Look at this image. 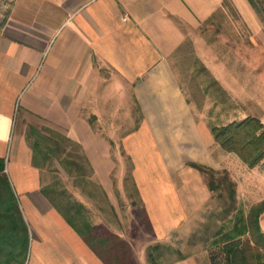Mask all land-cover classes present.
I'll return each mask as SVG.
<instances>
[{
  "label": "crops",
  "instance_id": "1",
  "mask_svg": "<svg viewBox=\"0 0 264 264\" xmlns=\"http://www.w3.org/2000/svg\"><path fill=\"white\" fill-rule=\"evenodd\" d=\"M213 19L229 30L208 42L200 30ZM189 41L233 99L246 102L235 87L264 86V23L249 0L12 1L0 22V157L11 146L6 173L30 230L25 264H106L42 192L46 163L34 162L32 127L77 143L110 199L124 154L157 241L181 237L186 226L187 241L191 217L205 215L192 200L211 190L191 163L236 182L229 220L264 199V159L251 168L225 150L192 107L177 58ZM260 224L264 231V214ZM197 250L174 264H200Z\"/></svg>",
  "mask_w": 264,
  "mask_h": 264
},
{
  "label": "trees",
  "instance_id": "2",
  "mask_svg": "<svg viewBox=\"0 0 264 264\" xmlns=\"http://www.w3.org/2000/svg\"><path fill=\"white\" fill-rule=\"evenodd\" d=\"M249 2L264 23V0H249ZM219 88L225 92L222 87ZM48 130L49 135L41 134L36 128H31V133L35 135L32 145L34 162L41 167L51 156L59 158L61 153L58 131L55 133L52 129ZM212 132L225 150L236 153L249 167H255L264 159V122L260 117L249 115L228 124L212 125ZM64 138L77 145L68 137L64 136ZM84 158L94 173L87 158ZM60 162L69 173L74 167L76 174H85L82 163L61 159ZM191 165L210 175L208 184L212 190L223 188L227 191L226 196L224 193L219 194V197L224 199L221 214L223 223L212 234L213 239L208 223V227L201 233L198 231L193 233L191 242L203 240L204 243L218 246L222 258L216 261L215 255L212 258L213 264H264V231L260 224V218L264 214V199L253 204L246 215L240 210L233 219L229 220V215L237 208L236 182L226 170L217 171L198 163ZM42 192L106 264H133L134 258L129 242L106 227L96 226L83 202L73 199L65 189L58 188L55 183L44 184ZM229 223H233V226ZM29 245V225L6 173V159L0 157V264H25ZM162 246L161 243L149 246L147 256L150 264H161L156 256H163L165 253L161 250L156 255L153 250L162 249ZM176 251L178 260L183 254L179 249Z\"/></svg>",
  "mask_w": 264,
  "mask_h": 264
},
{
  "label": "rangeland",
  "instance_id": "3",
  "mask_svg": "<svg viewBox=\"0 0 264 264\" xmlns=\"http://www.w3.org/2000/svg\"><path fill=\"white\" fill-rule=\"evenodd\" d=\"M12 1L13 0H0V22L10 9ZM215 21L213 19V21L210 20L204 23L200 30L204 36L207 37L208 42L212 40L211 38L214 35H217V31L226 32L229 30L228 25L223 23V21L219 24H217V22L215 23ZM190 45L192 47V41H189L181 50V52L185 53L184 55H181L182 53L180 54L181 56L177 55L178 60L181 62L183 61V64H180L181 66L178 74L198 117L205 119L212 127V125H224L234 120H241L245 115L250 114V112L262 110V117L260 118L264 122V86L248 88L245 91L235 87L236 93H238V90L241 93H245L246 97L244 98L246 100H244L246 102L242 103L238 98L233 99L230 94H227L226 90L225 92L220 90L219 86H222L218 81L217 83L215 82L214 76L205 66V59L204 63H201L198 58H196V55L194 53L192 54L194 50L191 51ZM225 53L226 52H224V54ZM255 99L262 100V103H254ZM240 100L242 101V99ZM17 115L18 113H16L14 120L11 145L16 134L19 116ZM48 129L50 128L42 129V132L44 133L45 131L49 135L50 131ZM52 130L57 133V130ZM28 133L29 141L33 144L35 135L30 134V129H28ZM57 134L59 135L61 146V150L59 151L61 153L59 158L51 156L46 162L44 171H42L44 183H55L58 188L65 189L73 199L85 204L89 216L96 226L106 227L118 233L128 241L132 248V256L134 258L133 264H142V256H147L149 246L157 243L163 245L161 247L162 249L152 250L156 255L158 251L161 250L165 253L163 256H156L157 261L161 264H174L178 258L177 249L182 251L183 255H186L193 253L195 247L198 248L196 254L200 264H213L212 258L215 255L216 261L221 260L222 253L218 246L204 243L203 240H199L196 244H192L191 238L184 241L182 238L187 234L186 230L189 228L187 226V228H182L180 231L182 232V238L179 235H173L170 239L157 241L151 231L148 217L136 194L131 178L130 160L124 154L122 165L119 163L121 167L118 166V168H116L114 176L112 177L114 181V194L112 193L113 199H110L101 188L95 174L92 173L90 167L86 163L82 148L78 144L76 145L66 140L64 138L65 135L61 131H58ZM10 154L11 146L8 157L6 158L7 162ZM60 159L82 163L85 174H76L74 167H72L71 173L67 172L61 164ZM198 172L202 175L201 178L208 189L211 190V196L207 198L199 194L198 199L192 200V204L198 206L195 211L205 213V215L192 216L188 224L194 223V225H196L195 231L201 233L208 227L207 224L209 223L211 227V230L209 228L210 235L211 239H213L212 234L217 231L223 223L221 215L217 214V211L223 209L222 204L224 201L223 198L219 197V194L224 193L226 196L227 191L223 188L212 190L208 184L211 178L210 175L201 170ZM199 186L197 185L200 189ZM200 197L204 199L202 200ZM132 245H134V249ZM146 259L147 264H150L147 257Z\"/></svg>",
  "mask_w": 264,
  "mask_h": 264
}]
</instances>
